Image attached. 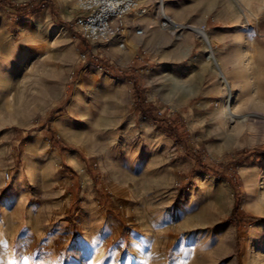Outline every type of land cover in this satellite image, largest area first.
I'll return each mask as SVG.
<instances>
[{"label": "rangeland", "instance_id": "374dc122", "mask_svg": "<svg viewBox=\"0 0 264 264\" xmlns=\"http://www.w3.org/2000/svg\"><path fill=\"white\" fill-rule=\"evenodd\" d=\"M76 2L0 0V230L12 246L0 264H264V0H164L187 27L159 26L160 38L189 35L196 63L182 108L181 72L145 50L147 30L141 45L131 34L123 51L94 54ZM218 38L224 60L247 67L241 86ZM208 84L220 90L209 102L197 93Z\"/></svg>", "mask_w": 264, "mask_h": 264}, {"label": "built area", "instance_id": "2783aa9c", "mask_svg": "<svg viewBox=\"0 0 264 264\" xmlns=\"http://www.w3.org/2000/svg\"><path fill=\"white\" fill-rule=\"evenodd\" d=\"M76 4L80 14L76 17L74 26L81 38L94 47L92 48L94 54L98 51H107L112 40H116L119 49H124L130 29L136 36H142L144 28L139 22L141 14L152 12L159 19V26L162 29L181 30L187 27L172 19L165 10L164 0H77ZM136 11L139 14L132 16L128 26L126 17ZM198 29L205 32V26ZM81 57L85 58V54L82 53ZM96 67L106 72L100 63H97Z\"/></svg>", "mask_w": 264, "mask_h": 264}, {"label": "crops", "instance_id": "0c3cea01", "mask_svg": "<svg viewBox=\"0 0 264 264\" xmlns=\"http://www.w3.org/2000/svg\"><path fill=\"white\" fill-rule=\"evenodd\" d=\"M36 4H38V2H36ZM150 14L151 15L148 16L149 18L146 17L145 19H143L141 21L139 20V22L144 25V26L142 25L144 30H147L148 36H149L148 41H149V43H152V46H153L152 49H149L147 47V49L145 48V50L148 51L150 54H153V56L156 57L165 66H169L171 69L178 71V72H181L180 75H178V74L175 75V81H174V83H173L174 85L172 87L173 91H174V97H172V98H173V100L175 99L176 105L178 102L180 103V106L178 108H182L190 100V98L184 99L182 97L184 90L182 89L181 86H183L185 84L184 81L185 82L189 81V80H191L192 77L195 76L193 74L195 71L196 63H195V61L188 59L189 54L187 52L188 47L190 45V36L185 35L183 42H181V43H173V42L163 41L160 38V34H159V29H160L159 28V21L157 22V20H156L157 18L153 15L152 12H150ZM71 16H72V11H70L69 13H67V11H64L63 13L59 14L60 19L62 20L64 25L67 27L70 25L69 21L71 19ZM128 16L126 17L125 20H126L127 25L130 26L131 19H129ZM60 30H61L62 34H64L65 36H67V33L69 35L72 34V32L69 29H67L63 26L62 27L60 26ZM131 34H133L136 37L135 39H137V40H135V41L141 45L142 40L138 41V36H136L131 29H130V35H129L128 39H130ZM213 34L216 37L217 31L214 30ZM218 40H220V41L219 42L215 41V42H217L216 44H217V47L219 49L218 58L221 61H223L222 67H224L225 69H228V71L231 72V74L233 75L232 80H233L234 85L235 86H241L239 79L234 77V73L237 70H241V68L243 70H246L247 67L242 66L241 59L239 58V56H240L239 54H234L233 58L228 60V61L224 60V56H226L225 51H223V47L225 46V43H224L225 41L223 38H220V39L218 38ZM166 47H169L168 53L164 52V48H166ZM109 48H111L112 52H116L119 50L117 47V44H116V40L111 41ZM121 51H123V49H121ZM129 54H130V52L125 53V55H129ZM131 61L134 65H136V63L138 62L136 59H134V57ZM250 68H252V67H250ZM188 69H190V74L188 75V77H184L182 73L184 72V70H188ZM244 80L245 81L249 80V82H250L251 76L245 77ZM208 85L209 86H206L205 89L200 87L197 90V93L204 95L203 99L207 102H209L210 99H213V95H219L220 94V90L218 89V85H216V84H208ZM203 90H205V91L203 92ZM246 91L247 90H241L240 89V92H246ZM169 176H171V175L169 174ZM1 237L6 238V241H7L6 245L7 246H6V249L4 251V250H2V248H3L2 245H0V253L4 252L5 254L11 256L12 255V246L8 245V243L10 242V238H9L10 236H6V235L2 234V232L0 230V238Z\"/></svg>", "mask_w": 264, "mask_h": 264}, {"label": "bare ground", "instance_id": "6f19581e", "mask_svg": "<svg viewBox=\"0 0 264 264\" xmlns=\"http://www.w3.org/2000/svg\"><path fill=\"white\" fill-rule=\"evenodd\" d=\"M238 8H239V10L241 12H243V8L240 5H238ZM200 32L203 35V32L201 30H200ZM204 42H205V45H206L207 51H208L207 58L213 60L214 61V64L220 70L221 80H222V82L224 83V85H225V87L227 89V105H226V110H225L226 112L224 114H225L226 117H229L230 119H232V116L234 115L233 109L235 108V104L232 102V100H233V92H232V89H231V87L229 85L230 83L227 80V78L223 75V72L221 70V65L217 61V57L215 56V54H213V52L211 50L209 35H206L204 37Z\"/></svg>", "mask_w": 264, "mask_h": 264}]
</instances>
